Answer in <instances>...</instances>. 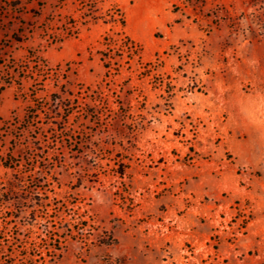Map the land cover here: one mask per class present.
<instances>
[{
    "label": "rangeland",
    "instance_id": "374dc122",
    "mask_svg": "<svg viewBox=\"0 0 264 264\" xmlns=\"http://www.w3.org/2000/svg\"><path fill=\"white\" fill-rule=\"evenodd\" d=\"M94 1L0 0V264H264V0Z\"/></svg>",
    "mask_w": 264,
    "mask_h": 264
},
{
    "label": "trees",
    "instance_id": "16d2710c",
    "mask_svg": "<svg viewBox=\"0 0 264 264\" xmlns=\"http://www.w3.org/2000/svg\"><path fill=\"white\" fill-rule=\"evenodd\" d=\"M94 3H97V0L96 2L94 1ZM95 8V6H94ZM96 10V9H95ZM92 20L94 22H97L99 19H102L104 24H112V25H118L120 24L121 25V28H122V32L121 33H125V26H126V19H125V15H124V12L122 11V9L114 2H111L110 3V7L107 9V11L105 12V14L103 15H95V14H92L90 15ZM125 40L127 42H130L131 39L130 37H128L127 35H125ZM129 48L132 50L133 46H132V43L130 42L129 44ZM10 157H1L0 161L3 162V165L5 167H12L14 169L17 168L18 164L15 163V162H10L9 161ZM123 174V173H121ZM11 186H14V185H11Z\"/></svg>",
    "mask_w": 264,
    "mask_h": 264
}]
</instances>
